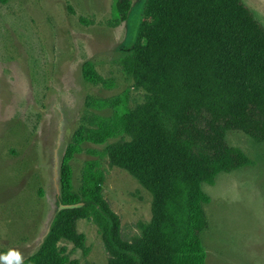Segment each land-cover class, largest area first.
I'll use <instances>...</instances> for the list:
<instances>
[{
  "label": "trees",
  "instance_id": "obj_1",
  "mask_svg": "<svg viewBox=\"0 0 264 264\" xmlns=\"http://www.w3.org/2000/svg\"><path fill=\"white\" fill-rule=\"evenodd\" d=\"M131 9V0H114L109 25L125 23ZM144 17L120 64L146 101L131 110L129 91L87 98L89 111L111 110L112 116L90 113L74 133L61 160L58 209L48 234L20 264H78L59 244L88 253L78 231L82 220L99 229L108 264L207 263L201 235L211 198L203 185L253 166L241 149L228 145L227 134L241 132L264 144V28L243 0H146ZM82 78L115 87L90 61ZM86 144L104 149L87 151L91 159L76 192L72 163ZM104 159L152 196V219L131 240L102 195Z\"/></svg>",
  "mask_w": 264,
  "mask_h": 264
},
{
  "label": "rangeland",
  "instance_id": "obj_2",
  "mask_svg": "<svg viewBox=\"0 0 264 264\" xmlns=\"http://www.w3.org/2000/svg\"><path fill=\"white\" fill-rule=\"evenodd\" d=\"M131 1L128 20L111 27L114 0H0V264H20L38 252L58 209L61 160L74 133L90 113L112 116L111 110L89 111L87 98L106 100L129 91L131 110L146 101V92L120 64L146 22V0ZM243 2L264 28V0ZM87 61L114 81V89L84 82ZM226 140L253 166L203 185L211 198L201 235L206 264H264V144L237 131ZM89 149L104 146L86 144L73 161L76 192ZM101 169L102 195L131 240L152 219V196L107 159ZM78 231L88 253L61 242L66 256L78 264H108L94 223L79 221Z\"/></svg>",
  "mask_w": 264,
  "mask_h": 264
}]
</instances>
